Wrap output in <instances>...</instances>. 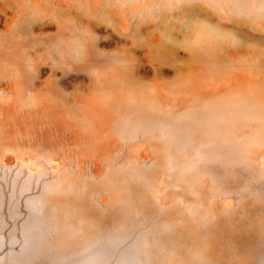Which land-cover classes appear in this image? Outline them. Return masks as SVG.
<instances>
[{
	"label": "rangeland",
	"instance_id": "1",
	"mask_svg": "<svg viewBox=\"0 0 264 264\" xmlns=\"http://www.w3.org/2000/svg\"><path fill=\"white\" fill-rule=\"evenodd\" d=\"M0 264H264V0H0Z\"/></svg>",
	"mask_w": 264,
	"mask_h": 264
}]
</instances>
